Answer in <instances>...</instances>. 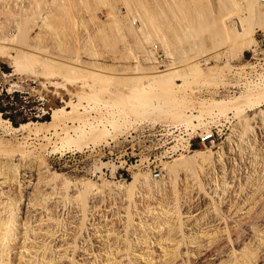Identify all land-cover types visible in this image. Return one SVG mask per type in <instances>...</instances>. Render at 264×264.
Instances as JSON below:
<instances>
[{"label": "rangeland", "instance_id": "1", "mask_svg": "<svg viewBox=\"0 0 264 264\" xmlns=\"http://www.w3.org/2000/svg\"><path fill=\"white\" fill-rule=\"evenodd\" d=\"M0 89L35 101L0 161L52 193L40 264H264V0H0Z\"/></svg>", "mask_w": 264, "mask_h": 264}, {"label": "bare ground", "instance_id": "2", "mask_svg": "<svg viewBox=\"0 0 264 264\" xmlns=\"http://www.w3.org/2000/svg\"><path fill=\"white\" fill-rule=\"evenodd\" d=\"M239 35L243 37L245 35V33H243L242 30H240V31L238 30V36ZM159 72H161V71H159ZM73 107L74 106H72V108ZM53 117H55V111L52 113V118ZM0 119H1V117H0ZM1 121L10 125V123L7 120L1 119ZM38 124L39 123L28 122L25 124H21L19 127H12V130H13V132L24 134L26 131L30 132V129H31L30 127H32V126L37 127ZM46 124H50V122H46ZM101 124H102V122L97 121L94 123H90V126L88 125V127H90L91 129L96 128V131H97V128H99L101 126ZM43 125H45V124H43ZM35 130H37V129H35ZM36 132H38V130ZM208 157H209L208 156V150H195L192 153H190V155L185 159V161L190 163V164H197V165L202 166L203 163H205L207 160L209 161ZM14 161L19 162L18 159H14ZM18 165L15 163L14 164L11 163V165L9 166V169L5 170L4 169L5 168L4 162L0 161V180H1L0 181V264H13L11 262L10 255H11V252L15 248H17V246L20 249L24 248V251L28 252L27 253L28 257L26 258V260H23L22 264H40V260H41V262H43L44 258H46L43 254H41V252L43 253L44 251H46V249H48V247H50L51 245H52L51 247H53L54 252H55V250L56 251H58V250L63 251L64 250V248L61 249L63 245L58 244V242H55V240H56L55 234L57 232L55 230V228L53 226H49V225L44 226L46 221H53L54 214L50 213V214L46 215V213H45V215H43L44 212H42L43 217H46L45 219H43L42 216L40 215L41 214L40 213L39 215H37V217L35 216L34 220L32 221V223H35L33 226H30V224H28V221H26L25 223L28 224V226H26L24 228L23 237H20L21 233L18 230V227H19L18 217H19L20 213L24 214V213H27V211H45V212L46 211H54L52 209V207L47 205L48 199H47L46 195H50L52 193H50L51 191L46 192V193L41 192L42 195L39 196L40 197V200H39L40 204L36 198L31 199L29 197V194H27L26 191L24 189H22L21 187H24V185H26L24 187V188H26L27 185L31 184V181L32 180L35 181V179L34 178L31 179V177L33 175L28 174V173H27V176L25 177V173H23V175H20V178L18 180V177H17V171H18V167H19ZM21 179H22V181H21ZM25 179H27V180L25 181ZM33 181H32L31 185L34 184ZM36 181H37V179H36ZM13 185L19 186L17 193H15L16 189L13 188ZM4 188H6V190H4ZM22 200L24 203H21ZM43 203H44V205H42L38 208V206L43 204ZM25 223L23 225H25ZM21 239H23L22 243L20 242ZM26 241H27V245H25ZM52 242H53V244H52ZM39 250H40V252H39ZM19 255H21V258H23V256H26V255H23L22 252H20ZM40 257H41V259H40ZM42 259H43V261H42ZM48 260H50V258ZM48 263H49V261H48Z\"/></svg>", "mask_w": 264, "mask_h": 264}, {"label": "trees", "instance_id": "3", "mask_svg": "<svg viewBox=\"0 0 264 264\" xmlns=\"http://www.w3.org/2000/svg\"><path fill=\"white\" fill-rule=\"evenodd\" d=\"M34 102L27 94L15 91L8 93L5 89H0V117L7 120L13 127H19L28 121H35L37 119L33 108ZM45 116L40 120L48 121V111Z\"/></svg>", "mask_w": 264, "mask_h": 264}, {"label": "built area", "instance_id": "4", "mask_svg": "<svg viewBox=\"0 0 264 264\" xmlns=\"http://www.w3.org/2000/svg\"><path fill=\"white\" fill-rule=\"evenodd\" d=\"M158 56L159 55H157L156 57ZM198 140L201 145H205L206 143L212 142L214 140V134L213 132L203 133L200 136H198ZM157 176H158V173L153 174V177H157Z\"/></svg>", "mask_w": 264, "mask_h": 264}]
</instances>
